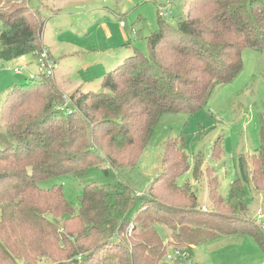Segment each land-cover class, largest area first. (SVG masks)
<instances>
[{
	"label": "trees",
	"instance_id": "trees-1",
	"mask_svg": "<svg viewBox=\"0 0 264 264\" xmlns=\"http://www.w3.org/2000/svg\"><path fill=\"white\" fill-rule=\"evenodd\" d=\"M31 1L0 9V62L42 50L44 20ZM189 4L173 26L172 16H158L147 53L132 47L97 90L64 95L51 77L41 89L30 79L10 88L0 109V264H169L171 247L232 235L253 238L264 253V221L248 215L243 186L264 188V135L247 161L240 158L225 196L216 177L207 179L211 209L197 205L189 182H177L191 168L178 138L164 142L169 163L144 194L135 190L131 173L161 115L204 108L217 85L239 74L245 47L264 49V0ZM221 150L216 142L213 155ZM62 175L82 185L76 210L61 184L38 185Z\"/></svg>",
	"mask_w": 264,
	"mask_h": 264
},
{
	"label": "rangeland",
	"instance_id": "rangeland-1",
	"mask_svg": "<svg viewBox=\"0 0 264 264\" xmlns=\"http://www.w3.org/2000/svg\"><path fill=\"white\" fill-rule=\"evenodd\" d=\"M13 1L1 0L0 9H5L6 4ZM166 1L169 0H44L42 5H37V0H32L31 4L38 7L44 20L43 47L57 60L59 79L81 83L86 80L81 89L87 91L99 89L105 72L131 54L132 47L147 53L146 37L158 27V7ZM170 1L168 10L173 18L168 21L173 26L176 17L188 11L190 0ZM121 22L124 26L120 25ZM35 56L26 53L3 64L0 62V109L10 88L26 82L29 77V70L15 72L11 68L24 62L36 72ZM241 58L243 63L239 74L233 80L217 85L204 108L191 113L175 111L161 115L131 173L137 184L136 193L144 194L148 182L169 163H164L162 158L164 142L178 138L182 140V151L191 168L181 174L177 182L190 183L197 205L206 209L212 207L207 197L209 177L218 179L221 195L227 194L229 184L240 175V158L247 161L264 135V49L245 47ZM42 78L38 75L29 79L41 89ZM216 142L222 148L219 157L212 152ZM197 160L201 164L198 163L195 177L192 166ZM53 184L62 185L65 199L76 210L82 192L80 181L62 175L38 183L43 188ZM243 186L248 215L256 217L257 210L261 209L264 218V204L259 203L264 188L256 191L251 182H243ZM159 234L164 241L167 240L165 227H159ZM243 238L240 242L235 235L224 236L193 246L190 248L192 258L200 260L199 264H264V253L254 239Z\"/></svg>",
	"mask_w": 264,
	"mask_h": 264
},
{
	"label": "built area",
	"instance_id": "built-area-1",
	"mask_svg": "<svg viewBox=\"0 0 264 264\" xmlns=\"http://www.w3.org/2000/svg\"><path fill=\"white\" fill-rule=\"evenodd\" d=\"M169 7H170V3L169 1H166L164 4L158 7V15L163 18L171 17V11L168 10ZM120 25L124 26L122 22L120 23ZM35 55L36 56L34 57V61H35V66H36V72H33L32 70H30L27 63H24V62L13 66L11 70L15 72L20 71L22 69L29 70L28 79L36 78V76L38 75L43 76V77H52L57 67L56 60L50 55L49 51L45 47H42V50L36 53ZM3 63L4 62H1V64ZM200 208L204 211L206 210L204 206H201ZM255 220L258 222L262 220L261 209L257 210ZM131 229H132V225L129 226L128 232H130ZM164 261L169 264H173L174 262L178 264H193L189 247L169 248L164 255Z\"/></svg>",
	"mask_w": 264,
	"mask_h": 264
},
{
	"label": "crops",
	"instance_id": "crops-1",
	"mask_svg": "<svg viewBox=\"0 0 264 264\" xmlns=\"http://www.w3.org/2000/svg\"><path fill=\"white\" fill-rule=\"evenodd\" d=\"M41 43H42V45H44L45 46V44L43 43V39H42V37H41ZM49 51V53L51 52L50 50H48ZM55 59V58H54ZM56 60V59H55ZM57 61V60H56ZM57 63V62H56ZM59 67H58V64H57V67H56V70H55V73H54V75H53V79H54V81H55V83H56V85L58 86V88L63 92V93H70V92H72L73 90H75L76 88H81V86L84 84V82L86 81V80H84L83 81V83H81V82H79V81H71V80H67V78L64 80V79H59ZM71 85H70V84ZM82 90V89H81ZM83 91H86V90H83ZM260 195H262V199L259 201V203L260 204H264V194H260ZM199 207H201V206H199ZM254 217V216H253ZM262 220H264V218H262ZM235 236H237L239 239H240V242L241 241H243L245 238H243V235L242 236H240V235H235ZM192 248V247H191ZM190 255H191V259H192V261H193V263H196V264H199L198 262H200V260L199 261H197V260H195V259H193L192 258V252L190 251Z\"/></svg>",
	"mask_w": 264,
	"mask_h": 264
}]
</instances>
